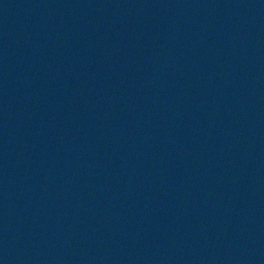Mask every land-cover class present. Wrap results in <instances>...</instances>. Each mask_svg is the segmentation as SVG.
Returning a JSON list of instances; mask_svg holds the SVG:
<instances>
[{
    "label": "water",
    "instance_id": "95a60500",
    "mask_svg": "<svg viewBox=\"0 0 264 264\" xmlns=\"http://www.w3.org/2000/svg\"><path fill=\"white\" fill-rule=\"evenodd\" d=\"M0 264H264V0H0Z\"/></svg>",
    "mask_w": 264,
    "mask_h": 264
}]
</instances>
